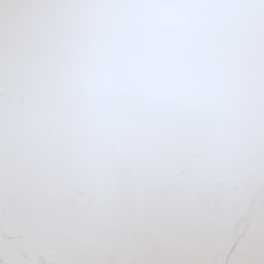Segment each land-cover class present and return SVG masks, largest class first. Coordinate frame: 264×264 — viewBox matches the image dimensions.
I'll return each mask as SVG.
<instances>
[{
	"label": "water",
	"instance_id": "obj_1",
	"mask_svg": "<svg viewBox=\"0 0 264 264\" xmlns=\"http://www.w3.org/2000/svg\"><path fill=\"white\" fill-rule=\"evenodd\" d=\"M0 264H264V0L0 19Z\"/></svg>",
	"mask_w": 264,
	"mask_h": 264
},
{
	"label": "snow or ice",
	"instance_id": "obj_2",
	"mask_svg": "<svg viewBox=\"0 0 264 264\" xmlns=\"http://www.w3.org/2000/svg\"><path fill=\"white\" fill-rule=\"evenodd\" d=\"M24 0H0V19L6 18L11 11L23 7Z\"/></svg>",
	"mask_w": 264,
	"mask_h": 264
}]
</instances>
